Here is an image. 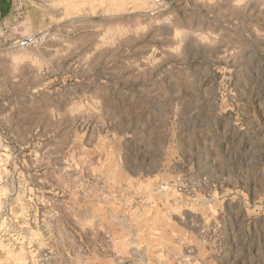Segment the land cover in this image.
<instances>
[{"label": "rangeland", "instance_id": "obj_1", "mask_svg": "<svg viewBox=\"0 0 264 264\" xmlns=\"http://www.w3.org/2000/svg\"><path fill=\"white\" fill-rule=\"evenodd\" d=\"M9 4L12 14L0 16V264L109 256L105 236L79 218L80 136L100 123L107 132H139L152 121L153 152L165 125L168 144L179 136L189 172H210L212 161L238 170L242 264H264V0ZM42 35L33 46H14ZM80 103L97 117L80 113Z\"/></svg>", "mask_w": 264, "mask_h": 264}, {"label": "crops", "instance_id": "obj_2", "mask_svg": "<svg viewBox=\"0 0 264 264\" xmlns=\"http://www.w3.org/2000/svg\"><path fill=\"white\" fill-rule=\"evenodd\" d=\"M11 14L9 0H0V16ZM104 61L109 70V58ZM85 98L99 102L107 96ZM80 109L92 118L98 115L89 105L80 103ZM98 109L103 118H108L105 104ZM146 114L149 120V111ZM152 124L139 132L116 127L107 132L100 123L98 129L94 125L80 136L78 173L84 183L79 198L84 204L79 218L84 229L90 230V225L98 238L105 236L110 252L109 256L96 255L94 264H242L238 170L232 173V168L212 161L210 172H189L190 160L180 161L183 154L177 152L179 136L171 134L172 143L168 144L165 125L158 128V151L151 150L157 131V125ZM70 132L68 126L62 134L69 139ZM140 135L148 142L141 143ZM127 144L133 145L132 154H128ZM226 162L231 163L228 159ZM138 164L144 167L137 168ZM178 181L185 183L186 193L176 191ZM199 228L216 229L217 234L204 242L198 235ZM250 229L255 230L252 222ZM250 248L252 253L248 254L253 255L254 246Z\"/></svg>", "mask_w": 264, "mask_h": 264}, {"label": "built area", "instance_id": "obj_3", "mask_svg": "<svg viewBox=\"0 0 264 264\" xmlns=\"http://www.w3.org/2000/svg\"><path fill=\"white\" fill-rule=\"evenodd\" d=\"M166 0H152V3L154 5H162L165 4ZM44 36H39V37H26V38H21L16 40V42L14 43V46L17 48H27L30 46H33L35 44H37L38 42H42L44 40ZM176 190L179 193H186V185L184 182L179 181L177 186H176ZM199 233L201 236V240L204 242H208L210 241L216 234H217V230L216 229H206V228H199Z\"/></svg>", "mask_w": 264, "mask_h": 264}]
</instances>
